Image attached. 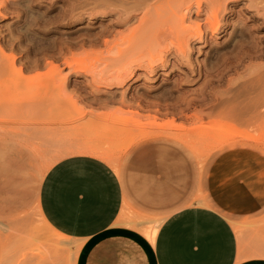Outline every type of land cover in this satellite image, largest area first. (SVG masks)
<instances>
[{"label": "rangeland", "instance_id": "rangeland-1", "mask_svg": "<svg viewBox=\"0 0 264 264\" xmlns=\"http://www.w3.org/2000/svg\"><path fill=\"white\" fill-rule=\"evenodd\" d=\"M196 1L184 0L191 10L182 11V27L194 31L199 25L202 39L186 37L174 25L153 42L141 35L128 42L129 31L117 27L124 40L111 51L92 40L111 24L102 10L93 8L94 0H0V137L36 149L42 172L45 163L70 156L65 154L76 146L66 142L68 137H86L80 144L85 145L102 134L96 147L116 150L117 170L109 166L117 173L127 168L129 150L136 143L168 142L173 150L168 200L152 201L155 190L146 194L142 188L139 195L149 197L140 202L145 208L135 209L129 200L117 224L140 234L174 211L211 201L212 209L231 224L241 251L238 262H245L252 259L250 246L264 242V123L236 122L219 112L207 115L204 103L230 95L229 82L246 70L230 68L234 60L227 52L248 38L264 43V29L255 28V9L247 0H219L226 7L219 15L221 27L216 33L205 32V19L214 7L196 15ZM151 17L154 21V12ZM183 38L185 58L179 59L176 49ZM51 44L64 48L53 52ZM118 49L138 51L145 65L160 54L167 62L152 73L135 70L133 79L110 89L106 83L120 82L128 63L117 59ZM253 62L264 65V59H245L244 65ZM46 79L50 82L41 84ZM80 93L87 97H77ZM187 100L194 103L185 106ZM77 123L79 131L73 130ZM30 215L37 232H49L35 209ZM136 216L145 223L138 228L127 225Z\"/></svg>", "mask_w": 264, "mask_h": 264}, {"label": "crops", "instance_id": "crops-1", "mask_svg": "<svg viewBox=\"0 0 264 264\" xmlns=\"http://www.w3.org/2000/svg\"><path fill=\"white\" fill-rule=\"evenodd\" d=\"M84 139L69 144L79 146ZM168 145L158 139L136 143L123 173L88 155L67 156L42 172L27 143L0 137V264H264V256L238 262L231 224L210 208L172 212L153 244L117 224L129 200L133 208H145L140 202L149 197L139 195L142 188L146 194L155 190L152 201L168 200ZM33 209L51 228L48 233L37 232Z\"/></svg>", "mask_w": 264, "mask_h": 264}, {"label": "bare ground", "instance_id": "bare-ground-1", "mask_svg": "<svg viewBox=\"0 0 264 264\" xmlns=\"http://www.w3.org/2000/svg\"><path fill=\"white\" fill-rule=\"evenodd\" d=\"M154 0H94V9L102 10L103 16L109 18L111 24H109L105 29L96 34L92 40L95 43H102L104 46L108 47L109 50L116 48L121 41L124 40L122 33L117 32L115 28L123 27L129 31L130 35L127 38L128 42H133L136 40L138 35L145 36L146 40L153 42L160 37H164L170 32L172 27L177 25L186 32V37H196L197 39L203 38L202 31L200 32L199 25H196L194 31H189L182 27L184 23L185 14L182 13L183 10L190 11L191 6L186 5L184 0H173V4L169 0L157 1ZM222 1V0H221ZM238 1V0H231ZM219 0H201L195 3V14L199 15L202 11L214 7L213 12L209 17L205 19V32L216 33L220 29L219 15L225 10V6L218 4ZM247 3L255 9L253 16V24L255 28L259 30L264 29V0H247ZM235 3L231 4L234 5ZM176 9V11L174 10ZM154 12V21L151 17V13ZM180 13V14H179ZM138 14H141L138 16ZM163 16H168V18L163 19ZM114 18L112 23L111 19ZM176 19V20H175ZM153 21V24H152ZM151 26H147L148 24ZM171 23V26L169 24ZM165 27H167L165 29ZM49 34V33H48ZM46 34V35H48ZM44 45V44H43ZM177 58H185L184 38L178 42ZM68 48V46H65ZM49 48L55 52L56 49L60 53L64 48L57 46L56 44H51ZM169 53V50L166 51ZM232 56L234 62L229 63L230 68L237 69L238 67H243L246 70L245 75L236 78L229 82L226 94H230L224 98H212L208 103H204L205 109L208 111L207 115H212L214 113H226L228 118L232 121H251L254 123L262 124L264 123V65L263 63H249L244 65V60L249 59H264V43L254 42L252 39L248 38V41H240L237 44L231 46L230 50L227 52ZM226 53V54H227ZM117 59H128L126 67L123 69L122 73L124 76L122 80L118 83L109 82L106 83L108 88H113L114 86L122 85L124 82L133 79L135 76V70L147 69L150 73L154 72L159 66H165L166 58L162 54L158 55L156 59L151 58L150 61L145 65L140 60L143 58L141 53L136 50H122L118 49L116 52ZM140 57V58H139ZM66 79H62L65 82ZM50 79L41 81V84H47ZM194 102L186 101L185 106H190ZM174 123V120H171ZM78 129V130H77ZM79 128H73V130L79 131ZM72 138V137H71ZM71 138L66 139V142L71 141ZM92 142L85 145H79L73 149L67 151L65 155H88L98 159H101L107 164L112 165V167L117 170V165L115 163L114 154L116 150L114 149H98L96 146L103 140L102 134H98ZM127 148V147H126ZM125 148V149H126ZM36 150V149H35ZM34 150V151H35ZM60 157H56V160L52 163H45L46 171L57 162ZM56 161V162H55ZM52 164V165H51ZM202 207L212 209L213 203L207 200H201L198 202ZM39 214V213H38ZM39 218L43 226L51 230L47 223L43 220L39 214ZM145 222L136 216L127 222V225L138 228L141 224ZM153 224L147 228H142L140 230V235L143 236L149 243L153 244L156 234L161 225V221H154ZM241 251L239 250V253ZM250 257L253 256H264V242L258 240L255 246H250L249 248Z\"/></svg>", "mask_w": 264, "mask_h": 264}]
</instances>
